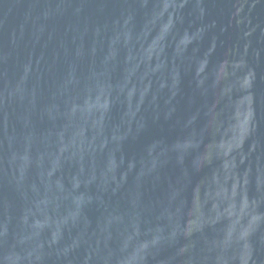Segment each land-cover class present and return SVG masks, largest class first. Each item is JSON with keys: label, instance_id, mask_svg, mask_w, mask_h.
<instances>
[{"label": "water", "instance_id": "obj_1", "mask_svg": "<svg viewBox=\"0 0 264 264\" xmlns=\"http://www.w3.org/2000/svg\"><path fill=\"white\" fill-rule=\"evenodd\" d=\"M0 264H264V0H0Z\"/></svg>", "mask_w": 264, "mask_h": 264}]
</instances>
